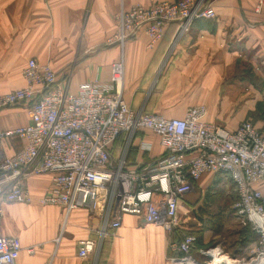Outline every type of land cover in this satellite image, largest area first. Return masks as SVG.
Instances as JSON below:
<instances>
[{
    "label": "built area",
    "instance_id": "1",
    "mask_svg": "<svg viewBox=\"0 0 264 264\" xmlns=\"http://www.w3.org/2000/svg\"><path fill=\"white\" fill-rule=\"evenodd\" d=\"M215 15L211 0L134 5L120 14L118 32L105 45L123 48L145 35L153 48L169 25L177 24L182 37L196 20ZM71 74L59 75L50 65L30 59L23 70L25 87L0 95V111L24 107L30 116L26 126H0V225L5 204L34 203L25 182L48 175L51 183L37 200L40 206L62 207L67 216L87 207L105 213L99 237L79 242V256L88 258L106 237L116 236L123 215L172 233L180 226V205L196 183L205 174H221L234 186L236 213L257 236L252 258L236 264H264V135L252 122L229 131L206 121L204 105L191 107L183 118L135 111L124 98L123 60L112 64L108 83L87 82L76 93L69 89ZM142 131L157 136L163 152L154 156L153 144L141 138L135 145L139 156L129 163V149ZM122 135L126 143L115 159V144ZM13 142L20 147L9 155V146L16 147ZM170 249V264H214L216 254L224 255L218 246L200 249L204 260L196 258L197 237L190 234ZM24 250L36 252L0 231V264H17Z\"/></svg>",
    "mask_w": 264,
    "mask_h": 264
},
{
    "label": "crops",
    "instance_id": "2",
    "mask_svg": "<svg viewBox=\"0 0 264 264\" xmlns=\"http://www.w3.org/2000/svg\"><path fill=\"white\" fill-rule=\"evenodd\" d=\"M164 1L178 0H0V95L25 87L23 70L30 59L59 75L71 71L72 93L87 82L108 83L112 64L123 60L124 98L135 111L183 118L191 107L204 105L207 122L234 131L250 121L264 135V0H211L215 17L196 20L176 43L173 23L153 48L145 35L123 48L105 45L118 32L123 11ZM29 123L24 107L0 111L3 129ZM146 137L152 154L160 155L158 137L149 132ZM13 143L9 155L20 147ZM216 175H203L180 208L196 191L215 184ZM50 183L48 175L30 178L25 186L34 203L4 205L1 234L36 249L34 255L24 250L17 264H170L175 234L134 215L121 217L116 236L106 237L98 253L80 257L79 242L99 237L105 213L87 207L67 216L62 207L40 206L37 200ZM189 225L180 222L176 230L192 232ZM244 246L253 251L257 241Z\"/></svg>",
    "mask_w": 264,
    "mask_h": 264
},
{
    "label": "rangeland",
    "instance_id": "3",
    "mask_svg": "<svg viewBox=\"0 0 264 264\" xmlns=\"http://www.w3.org/2000/svg\"><path fill=\"white\" fill-rule=\"evenodd\" d=\"M175 35L176 38L173 43L181 38L179 32H176ZM212 192L217 194L214 199V201L216 200L215 203H212V199L208 198L210 204H206L204 201L205 190H198L195 199L190 201L191 204L186 203L180 208V222L187 225L191 224L189 229H193L192 233H195L198 237L197 248L199 249L198 252L194 253V256L204 260L199 254L200 249L208 250L220 246V250L224 255L230 256L232 260L244 259L246 262L249 261L253 256L252 251L246 250L244 246L246 241H243L245 239L243 233L247 232L248 225L245 219L236 213L238 198L233 184L226 176L218 174L215 176ZM218 213L226 216V221L222 224L223 227L220 233L211 231L208 225L209 219ZM189 217L191 220L187 221L186 219Z\"/></svg>",
    "mask_w": 264,
    "mask_h": 264
},
{
    "label": "trees",
    "instance_id": "4",
    "mask_svg": "<svg viewBox=\"0 0 264 264\" xmlns=\"http://www.w3.org/2000/svg\"><path fill=\"white\" fill-rule=\"evenodd\" d=\"M166 36V35H165ZM165 38V37H164ZM144 139V138H147L146 137V133L145 132H138V134L136 135L135 137V140L133 141V145L131 146V148L129 149V152H128V156H127V161L129 163H134L135 162V159L138 158L139 154H138V150L135 148V145L137 144L138 140L139 139ZM125 143H126V136L125 135H122L116 142L115 144V148H114V152H113V155H114V158L115 159H118L120 156H121V153L124 149V146H125ZM212 189H213V185L211 187H209L206 191V194L204 196V201L206 204H210V202L208 201V198L209 199H212V203L216 202V200L214 201V199L216 198V195L215 193L212 192ZM210 206V205H209ZM226 221V216L223 215V214H215L214 216H212V218L209 219L208 221V225H209V229L211 231H215L216 233H220L221 231V228L223 227V223ZM248 225V223H247ZM247 232H241L243 233V235L245 234V240L246 242H254V241H257V236L255 235V233H253L251 231V228L250 226L248 225V227L246 228ZM173 234H175V238H176V242H179L181 239H182V236L184 233H179V231L177 232L176 231H173ZM185 234H190V235H194V236H197L195 233H192V232H189V233H185ZM243 237V236H242ZM197 245H198V237H197ZM199 249V248H197ZM198 252V251H197ZM100 259V258H99Z\"/></svg>",
    "mask_w": 264,
    "mask_h": 264
},
{
    "label": "bare ground",
    "instance_id": "5",
    "mask_svg": "<svg viewBox=\"0 0 264 264\" xmlns=\"http://www.w3.org/2000/svg\"><path fill=\"white\" fill-rule=\"evenodd\" d=\"M216 261L214 264H219L222 263L223 261L225 263H229V264H236V261L232 260L230 257H228L227 255H215Z\"/></svg>",
    "mask_w": 264,
    "mask_h": 264
},
{
    "label": "water",
    "instance_id": "6",
    "mask_svg": "<svg viewBox=\"0 0 264 264\" xmlns=\"http://www.w3.org/2000/svg\"><path fill=\"white\" fill-rule=\"evenodd\" d=\"M98 253V252H97ZM96 257H98V256H96Z\"/></svg>",
    "mask_w": 264,
    "mask_h": 264
}]
</instances>
